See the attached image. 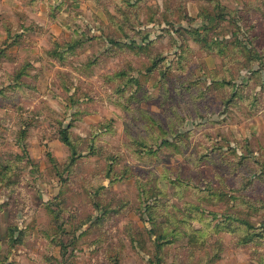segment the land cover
Listing matches in <instances>:
<instances>
[{
  "label": "rangeland",
  "instance_id": "374dc122",
  "mask_svg": "<svg viewBox=\"0 0 264 264\" xmlns=\"http://www.w3.org/2000/svg\"><path fill=\"white\" fill-rule=\"evenodd\" d=\"M98 1L0 9V264H264V0Z\"/></svg>",
  "mask_w": 264,
  "mask_h": 264
},
{
  "label": "crops",
  "instance_id": "0c3cea01",
  "mask_svg": "<svg viewBox=\"0 0 264 264\" xmlns=\"http://www.w3.org/2000/svg\"><path fill=\"white\" fill-rule=\"evenodd\" d=\"M99 4L98 0H0V5L4 7L0 9L2 13L8 15L11 22L17 21L15 16L20 11L28 13L30 19H35L39 28H51L61 33L71 28L69 22L72 18L69 14L99 12ZM23 23V26L11 24L10 28L16 29L18 26L23 27L22 31L30 30L32 23ZM54 39L58 37L55 35Z\"/></svg>",
  "mask_w": 264,
  "mask_h": 264
},
{
  "label": "trees",
  "instance_id": "16d2710c",
  "mask_svg": "<svg viewBox=\"0 0 264 264\" xmlns=\"http://www.w3.org/2000/svg\"><path fill=\"white\" fill-rule=\"evenodd\" d=\"M64 136H65V137H64L63 141H64L66 144L71 145V142H70V140H69V138H68L66 132H65V135H64ZM72 148H73V147H72ZM75 158H76V157H75Z\"/></svg>",
  "mask_w": 264,
  "mask_h": 264
}]
</instances>
